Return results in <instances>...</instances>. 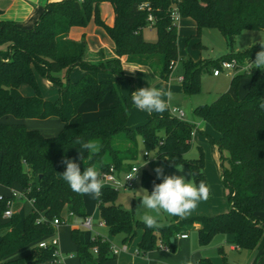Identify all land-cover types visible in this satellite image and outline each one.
Wrapping results in <instances>:
<instances>
[{
  "label": "trees",
  "instance_id": "obj_1",
  "mask_svg": "<svg viewBox=\"0 0 264 264\" xmlns=\"http://www.w3.org/2000/svg\"><path fill=\"white\" fill-rule=\"evenodd\" d=\"M110 3L114 24L101 18L100 5ZM177 9L180 18H190L196 24L197 35L203 29H218L228 43L225 56L214 61L183 60L182 90L191 96L202 91L204 72L221 66L222 61L236 59L240 65L254 61L261 50L260 42L241 51L233 46L245 30L264 31V0H60L50 2L35 26L25 28L14 21L0 19V185L19 188L32 204V211L23 220L13 212L4 222L11 194L0 196V264H54L57 246L40 243L55 232L54 219L61 223L74 216L86 218L83 195L73 192L62 179L59 161L72 159L85 167H95L100 174L111 168L124 172L134 166L140 154V144L149 156L153 153L167 166L187 164L194 182L204 181V153L188 160L193 146L194 125L171 114L147 112L143 123L130 127L129 113L135 107L131 93L122 95L120 82L133 78L124 70L121 57L127 62L148 66L158 78L167 80L179 60L178 23L172 19ZM152 16V20H149ZM91 21L101 27L113 41V55L102 52L91 58L85 37L69 38L73 27H87ZM157 30L155 42L146 41L143 30ZM264 42V40L262 41ZM79 68L81 76L73 80L71 73ZM37 75L57 88L54 100L41 92ZM246 77L249 90L243 99L229 92L220 93L211 104L194 107L195 116L206 122L217 138L206 136L219 148L222 160V182L230 209L212 216H193L180 220L172 216L171 223L148 228L134 214L117 204L118 190L103 186L97 198L100 217L111 236L121 235L131 242L140 230L139 255L158 249L160 244L174 249L178 236L199 224L201 245H208L216 234L232 235L240 250L253 252L263 249L264 259V70L248 69L236 72L231 86ZM30 85L34 94L25 96L22 85ZM111 92L115 104L95 120L81 117L82 103L90 99L103 100ZM60 118L63 127L56 136L46 137L29 129L18 120ZM81 142L95 141L102 147L98 154L89 155ZM83 149L82 160L76 157ZM225 162L227 163L225 165ZM142 185L149 193L162 180L144 172ZM80 264H103L117 257L111 241L100 235L81 242L72 229ZM30 246L23 256L15 254ZM198 264H213L200 258Z\"/></svg>",
  "mask_w": 264,
  "mask_h": 264
},
{
  "label": "rangeland",
  "instance_id": "obj_2",
  "mask_svg": "<svg viewBox=\"0 0 264 264\" xmlns=\"http://www.w3.org/2000/svg\"><path fill=\"white\" fill-rule=\"evenodd\" d=\"M143 35L146 41L155 42L157 40V30L154 27H145ZM263 40L264 31L245 30L237 38L233 48L235 51L237 49L243 50L258 42H262ZM228 47L225 37L218 29L206 28L203 29L200 35H197L195 22L190 18H182L178 23L179 60L173 67L169 78L163 82L152 79L146 72H138L134 78L133 84L126 79L120 82L122 95L129 94L131 87L134 85L136 90L149 86L156 87L164 92L171 91L172 96L169 99V109L172 110L175 108L181 110L184 113L182 119L195 125L193 134L195 142L190 151L186 154V157L188 160L197 159L200 155V150L203 151L205 158V173L212 197L199 201L194 210L189 214L182 216L183 219L193 216H212L228 211L229 202L222 182V162H219L216 154V144L206 136V134H208L212 138H216L217 133L206 122L195 116L193 109L200 104H211L220 93L224 92H229L234 97L243 99L248 93L250 81L248 78L242 77L239 80L238 85L233 87L231 86L230 81L232 76L236 73L235 71L226 70L219 77H215L212 74L213 68H211L210 71L202 74V91L199 94L189 96L182 91V81L180 80V77L183 76V60L191 58L194 61H214L225 56L228 52ZM109 54L110 53H106L107 56H109ZM97 57L94 58L97 59ZM71 78L75 79L76 77L71 76ZM44 81L45 80L43 79L40 83L42 95L46 99L56 97L58 93L57 88L53 85L48 87ZM23 86L26 87L31 95L34 94V90L30 85L25 84ZM114 104L115 98L111 92H107L103 100L100 102H94L87 99L81 105V117L84 120H95L106 114L108 109ZM143 121L144 118L140 115L139 110L133 108L128 116V125L135 127L136 125L143 123ZM31 122H38V125L43 132L40 130L38 131L46 137L56 136L62 130L61 124L53 123L51 121L37 119L32 120ZM29 125H31V123ZM200 129L204 130L205 133L200 131ZM79 151L80 150H78L76 154H78ZM145 154L146 151L142 144H140V154L134 166L140 167L142 164L147 163L139 168L138 175L131 188H121L118 190L117 199V204L121 205L126 211L133 213L138 220H140L141 215L146 211L145 209L138 207L140 205V197L142 196L141 189H145L141 182L144 172H148L157 178V174L154 170L157 167H160L163 169L164 175L184 176L186 181L193 179L192 171L187 164H179L169 167L153 153L149 156H146ZM226 164L227 163L225 162V165ZM181 167H183V171H178L177 168ZM8 193V188L0 186V195H7ZM83 197L85 210L93 219L95 225L93 231L83 226L82 222L84 218L74 216L71 217L66 224L61 223L56 227L55 232L47 239V242L56 239L58 241V253L61 251L65 254L72 251L76 252V242L72 237V229H75L77 231V237L81 242H88L90 235H92V238L100 235L109 239L115 247L122 249V236H111L106 225H100L102 219L97 206V198L94 195H83ZM11 207L13 212L16 213L21 220L32 211V204L26 198H18L14 201ZM198 211L204 212L205 214H195ZM3 219L4 222L8 221L7 218ZM171 219L172 216L162 213L158 218V223L159 225H168L171 223ZM188 233L190 239L187 241H180L177 239L176 245L171 251L168 249V252H163L161 249H156L150 256L153 263L188 264L189 261H192V264H197V261L200 258H209L213 264H250L252 259L251 253L246 250L238 251L232 249L231 243L227 239L228 236L224 234H216L208 245H201L199 233L194 227H191L188 230ZM135 241L136 238L134 239L133 244ZM220 249H222V252ZM29 250L30 246L22 248L15 254V257L23 256L27 254ZM258 252L260 255L256 264H264V259H261L263 251L258 249ZM121 255L122 254L113 259H108L103 264H133L132 262L130 263V252L124 254L129 257H123ZM66 264L80 263L78 257H76L74 260H68Z\"/></svg>",
  "mask_w": 264,
  "mask_h": 264
},
{
  "label": "clouds",
  "instance_id": "obj_3",
  "mask_svg": "<svg viewBox=\"0 0 264 264\" xmlns=\"http://www.w3.org/2000/svg\"><path fill=\"white\" fill-rule=\"evenodd\" d=\"M260 47L261 50L256 53L255 60L248 62V67L252 70H264V42H260ZM171 96V91L164 92L156 87L148 86L132 92L131 101L135 108L139 110L146 111L149 114L153 112L163 114L169 109ZM260 107L264 109V102H261ZM76 142L82 143V147L88 150L89 155L98 154L102 147L95 141L81 142L77 140ZM80 159L82 160L81 155ZM61 163L66 166L61 173L62 179L73 192L80 195H94L96 198L100 197L104 181L95 167H85L81 171L80 165L72 159H63ZM140 167L135 170L136 175ZM177 169L183 171V167ZM154 171L157 178L161 179L162 182L154 184L150 193L147 189H141L142 196L138 206L146 210L140 217L141 222L146 227H160L158 218L162 213L169 216H185L197 207L199 201L208 198L210 190L204 181L196 184L193 179L186 181L184 176L164 175L163 169L160 167H157ZM135 176L128 177L127 180ZM53 255L57 257L54 264H66L68 260H74L77 257V253L74 251L66 254L61 251ZM188 264H192V261H189Z\"/></svg>",
  "mask_w": 264,
  "mask_h": 264
},
{
  "label": "crops",
  "instance_id": "obj_4",
  "mask_svg": "<svg viewBox=\"0 0 264 264\" xmlns=\"http://www.w3.org/2000/svg\"><path fill=\"white\" fill-rule=\"evenodd\" d=\"M54 1H60V0H0V19L11 20V21H14L15 23H17L18 25H20L22 27L32 28V27L35 26L36 22L39 20L41 14L43 13V11L45 9V6L48 3L54 2ZM100 13H101V18L103 19V21L106 24H108L109 26H112L114 24V10H113V7H112V5L110 3H102L100 5ZM181 20H182V18L179 20V22ZM149 27H152V26H149ZM83 36L85 37V39L87 41V44H88V47H89V52L91 54V58L92 57L94 58V57H97V56L98 57L102 56L101 53L103 51L106 52L107 54L110 53L109 55H111V54L113 55V47H114L113 41L110 39V37L107 35V33L101 27H99V26H97L95 24L94 21H91V23L87 27H73L71 29L70 33H69V38L74 39V40H80ZM241 50L242 49H240V50L237 49L236 51H241ZM121 61L123 63V67H124V70H125L126 74L128 76L132 77L133 81H134V78L136 77L138 72H146L148 75H150V77L152 79L163 81V82L166 81V80H162V79L158 78L156 76V74L148 66L136 65V64H132V63L127 62L126 56L121 57ZM212 74H213V72H212ZM220 75H218V76L214 75V76L215 77H219ZM71 76H75L76 78L73 79V80H76V79H78L81 76V71L78 68H74L72 73H71ZM43 79L44 78H42L41 76L37 75V80L39 82V85L41 83V80H43ZM44 80H45L44 82L46 83V85L48 87L52 86V84L48 80H46V79H44ZM230 83H231V81H230ZM134 86L131 87V89L133 88V92L136 91ZM24 87L25 86L22 85L21 88H20V91L22 92L23 95L30 96L31 95L30 92L26 89V87L25 88ZM57 96H58V93H57ZM57 96L53 97L50 100L56 99ZM134 109H136V108L134 107ZM139 112H140V115L142 116V118H144V121H145L146 116H147V112L146 111H142V110H139ZM32 120H37V119L18 120L15 117H9L8 119H4V121H6V122H22L29 129H36V130H40L41 132H43L41 127H39L38 122H31ZM41 120H46V121H51L53 123H58V124H61L62 127H63V122L60 120V118H58L56 116H51V117H48L46 119H41ZM28 121H30V122H28ZM30 123H31V125H29ZM130 127H134V126H130ZM200 131L204 132V130H202V129H200ZM193 134H194V132H193ZM193 142H195L194 138H193ZM83 152H84V150L80 149L79 153L76 154V157L79 158L80 155L83 154ZM216 154L218 156L219 162H222L221 154H220V151H219V148H218L217 145H216ZM221 166H222V163H221ZM58 167L59 168H63L62 170L64 171L66 166L63 163H61V161H59ZM1 187H3V186H1ZM8 189H9V193L8 194H11L10 191H12V190H16V191L22 192L17 187L8 188ZM211 197H209V198H211ZM18 198L23 199L24 197L23 196H19V197L13 198V203ZM229 209H230V203H229L228 210ZM195 214H205V213L198 211ZM263 216H264V214H263ZM179 219L182 220L183 219L182 216H179ZM92 221H93V219H92ZM100 225H105V224H104L103 221H101ZM94 226L95 225H94V222H93V228L90 229L91 231H93ZM193 227L197 230L200 227V225L199 224H194ZM183 233L188 235L187 238H180L178 236V239L180 241L189 240L190 239L189 233L187 231H185ZM141 235H142V232L139 230L137 232L136 241H135L134 244H133L134 240L131 241V242L124 243L123 242V238H122L123 246H126L127 250L120 251L117 254V256L122 254L121 256H123V257H129V256L124 255V254L130 252L131 253V255H130V260L131 261H130V263L132 262L133 264H155V263H153V261H152L150 256L156 249L152 250V251H149L146 255H139L138 254L137 245H138V242L141 239ZM226 236H228L227 239L231 243V248L232 249H235V250H238V251H243V250L238 249L234 245L233 236L232 235L227 234ZM90 237H92V235H90ZM158 249H161L163 252L164 251L168 252V249H166V248H158ZM259 250L263 251V249H259ZM220 251L222 252V249H220ZM250 253H251V256H252L250 264H256L260 253L258 252V250H255V251L250 252ZM198 261H197V264H198Z\"/></svg>",
  "mask_w": 264,
  "mask_h": 264
},
{
  "label": "built area",
  "instance_id": "obj_5",
  "mask_svg": "<svg viewBox=\"0 0 264 264\" xmlns=\"http://www.w3.org/2000/svg\"><path fill=\"white\" fill-rule=\"evenodd\" d=\"M172 19L174 22H179V20L181 19L180 18V15L179 13L177 12V9L176 8H173L172 10ZM149 20H152V16H149ZM249 67H248V63L247 64H244V65H240L236 59H233L231 61H222L221 62V66L218 67V68H215L213 70V74L215 76H218L220 74L223 73V71H230V70H233L235 72H241V71H245V70H248ZM183 77H180V80H182ZM171 114H173L174 116L178 117V118H181L184 116V113L181 111V110H177L175 108H173L172 110H170ZM146 156L148 155V153L146 152L145 154ZM138 167L137 166H132L130 169L124 171V172H118L116 170H114V168H111L110 171L106 172V173H103L101 175V178L104 180V185L103 186H109V187H112L116 190H119L121 188H131L134 184V181L136 180V177L138 175V172H137V175H136V169ZM136 175V176H135ZM131 176H135L134 178L132 179H128V177H131ZM19 196H23V193L22 192H19V191H16V190H12L11 191V197L12 199H10L8 201V205H9V208L4 212V218H11L12 214H13V210H12V204H13V198L15 197H19ZM53 224L55 225V227H58L60 224H61V221L56 218L54 219V222ZM83 226H85L86 228L88 229H92L93 228V221H92V218L87 216L86 218H84L83 222H82ZM188 235L186 234H183V235H179L180 238H187ZM48 244H52L54 246H57L58 245V241L56 239H53L51 242H47L46 241H43L40 243V246H47ZM159 248H166L168 249L167 246L163 245V244H160ZM127 250V247L126 246H123L122 249H119L115 246H113V251L115 254H118L120 251H125ZM55 253L58 254V248L55 250Z\"/></svg>",
  "mask_w": 264,
  "mask_h": 264
}]
</instances>
